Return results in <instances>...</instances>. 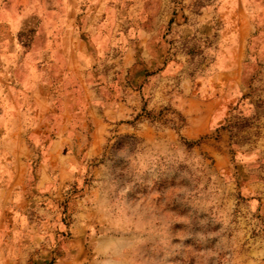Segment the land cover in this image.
I'll return each instance as SVG.
<instances>
[{
  "label": "rangeland",
  "instance_id": "374dc122",
  "mask_svg": "<svg viewBox=\"0 0 264 264\" xmlns=\"http://www.w3.org/2000/svg\"><path fill=\"white\" fill-rule=\"evenodd\" d=\"M30 1L0 0V22ZM70 13L72 41L98 31L70 137L58 123L30 137L0 79V264H264V0ZM7 32L29 47L31 29Z\"/></svg>",
  "mask_w": 264,
  "mask_h": 264
},
{
  "label": "crops",
  "instance_id": "0c3cea01",
  "mask_svg": "<svg viewBox=\"0 0 264 264\" xmlns=\"http://www.w3.org/2000/svg\"><path fill=\"white\" fill-rule=\"evenodd\" d=\"M30 5L29 9L14 14L7 11L5 21L0 22V28L6 32V36L0 35V79L4 81L3 89L12 92L11 96L8 92L5 94V100L13 108L12 115H20L23 122L35 124L30 126V137H35L42 129L49 131L46 127L39 130V124L58 123L61 126L55 138L63 139L67 137V131L70 137L69 127L74 115L71 111L74 77L86 86L90 83L86 77L98 74V69L92 72L93 67H88L87 63L94 57L90 49L94 48L98 59V31L95 30L96 36L90 42L79 37L72 41L71 0H31ZM13 26L20 27L21 31L31 29L33 35L29 47L7 32V28ZM27 49L30 57L24 59ZM133 53L127 48L124 58H131ZM46 153L61 154L64 163H71V154L55 142ZM46 170L42 169L40 174V185L43 186L53 181Z\"/></svg>",
  "mask_w": 264,
  "mask_h": 264
}]
</instances>
